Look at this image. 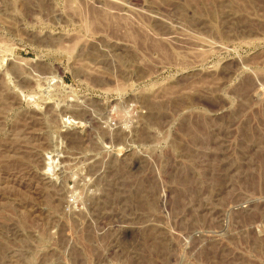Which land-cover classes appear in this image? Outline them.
Here are the masks:
<instances>
[{"label":"rangeland","instance_id":"rangeland-1","mask_svg":"<svg viewBox=\"0 0 264 264\" xmlns=\"http://www.w3.org/2000/svg\"><path fill=\"white\" fill-rule=\"evenodd\" d=\"M0 264H264V0H0Z\"/></svg>","mask_w":264,"mask_h":264},{"label":"bare ground","instance_id":"bare-ground-1","mask_svg":"<svg viewBox=\"0 0 264 264\" xmlns=\"http://www.w3.org/2000/svg\"><path fill=\"white\" fill-rule=\"evenodd\" d=\"M65 121H66V120H65ZM65 121H64V122H65Z\"/></svg>","mask_w":264,"mask_h":264}]
</instances>
